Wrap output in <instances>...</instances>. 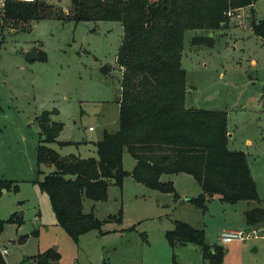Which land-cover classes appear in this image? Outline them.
Returning a JSON list of instances; mask_svg holds the SVG:
<instances>
[{
  "label": "rangeland",
  "instance_id": "1",
  "mask_svg": "<svg viewBox=\"0 0 264 264\" xmlns=\"http://www.w3.org/2000/svg\"><path fill=\"white\" fill-rule=\"evenodd\" d=\"M40 3L36 19L0 17V181L11 183L0 188V249L8 251L4 262L36 264L34 255L53 249L59 254L57 264H209L195 244L169 243L166 232L179 220L204 228L207 242L223 247L222 264H264L263 234L220 240L224 231L246 227L242 204L215 195L205 209L198 208L186 197L196 198L203 189L187 173L162 176L172 181L178 197L150 188L132 176L135 159L128 151L124 166L130 174L123 186L112 183L104 201L84 197V211L96 215L101 230L75 241L57 223L38 185L54 170L36 160L42 139L38 116L56 111L51 119L63 124L61 138L71 140L47 143L59 154L97 157L96 143L104 132L119 129L122 73L116 56L124 32L119 22L73 21L71 0ZM263 17L264 0H258L251 10L231 15L227 26L188 29L181 58L187 105L227 112L228 147L246 152L262 206L264 37L253 27ZM199 36L211 43H195ZM27 50L39 58L27 60ZM104 66L111 67L108 74ZM258 227L264 230V223Z\"/></svg>",
  "mask_w": 264,
  "mask_h": 264
},
{
  "label": "trees",
  "instance_id": "2",
  "mask_svg": "<svg viewBox=\"0 0 264 264\" xmlns=\"http://www.w3.org/2000/svg\"><path fill=\"white\" fill-rule=\"evenodd\" d=\"M256 1L71 0L69 18L73 21H114L124 31L116 56L123 69L119 129L104 132L96 143L97 157L59 154L47 143H70L57 141L63 124L51 119L53 109L43 110L38 116L42 139L36 160L38 164L54 166L38 185L47 194L57 223L73 240L101 230L102 222L93 212L84 211L83 200L87 197L104 201L112 183L123 186L124 178L130 174L124 166L125 151L135 159L132 176L148 187L173 192L178 197L172 181H163L162 176L191 174L203 189L198 197L189 199L198 208L205 209L206 200L216 194L229 203L250 201L253 206L246 212L247 224L264 223V206L247 155L228 147L227 112L186 106L187 76L181 63L186 30L227 26L231 20L228 12L236 13ZM39 3H5L0 17L36 19L42 6ZM253 28L264 37V17ZM210 40L194 38L195 43H211ZM110 71V66L103 67L105 74ZM262 103L264 107V90ZM10 184L0 181V188ZM166 237L173 246L177 242L199 246L210 264L223 262V247L209 245L205 229L177 220ZM33 259L36 264H57L59 254L47 249ZM0 263H4L1 255ZM173 264L179 263L174 260Z\"/></svg>",
  "mask_w": 264,
  "mask_h": 264
},
{
  "label": "built area",
  "instance_id": "3",
  "mask_svg": "<svg viewBox=\"0 0 264 264\" xmlns=\"http://www.w3.org/2000/svg\"><path fill=\"white\" fill-rule=\"evenodd\" d=\"M44 0H0V7L3 6L5 3H14V2H21V3H36V2H41ZM229 15H233L234 12L230 11L228 12ZM263 234L264 236V230L259 228L258 226H249L246 228H241L237 230H230V231H224L220 235V240L223 243H229L235 239H248L251 237H257L258 235ZM8 251L6 248H1L0 249V255L3 256L2 258L5 259ZM4 264H8V262H4Z\"/></svg>",
  "mask_w": 264,
  "mask_h": 264
},
{
  "label": "crops",
  "instance_id": "4",
  "mask_svg": "<svg viewBox=\"0 0 264 264\" xmlns=\"http://www.w3.org/2000/svg\"><path fill=\"white\" fill-rule=\"evenodd\" d=\"M253 8V6H250V7H247V8H245V9H248V10H251ZM236 14V13H235ZM121 26V28L123 29V27H122V25H120ZM124 32V31H123ZM42 48V47H41ZM116 62H117V57H116ZM121 69V73H123V69L122 68H120ZM190 92V91H189ZM187 97L188 96H186V106L187 107H194V106H188L187 105V101H188V99H187ZM119 108H120V104H119ZM58 121V120H57ZM62 132H63V128H62V130H61V132L59 133V135H58V137H57V140H64V141H71V140H67V139H62L61 138V134H62ZM229 137H231V134H230V131H229ZM75 142V141H74ZM245 152V151H244ZM246 153V152H245ZM81 157V156H80ZM173 175H176V174H173ZM217 195V194H216ZM215 196V195H214ZM217 196H219V195H217ZM220 197V196H219ZM186 198H191V197H189V196H187ZM242 204V205H239V206H241L242 207V210H243V212H244V214H245V220H246V212H247V210H249L252 206H253V204L250 202V201H239V202H237V204ZM239 224H241V222H239ZM246 227H249V225L247 224V222H246ZM245 227V228H246ZM202 229V228H201ZM204 229V228H203ZM206 231V230H205ZM206 239H207V235H206ZM186 244H188V243H186ZM191 244H193V243H191ZM209 245H211L210 243H208ZM184 245V244H183ZM214 245H219V244H214ZM214 245H211V246H214ZM197 246V245H196ZM199 247V246H198ZM212 251V250H211ZM202 256H203V254H202ZM203 259H204V257H203ZM205 261V260H204ZM208 262V261H207ZM210 264V263H209Z\"/></svg>",
  "mask_w": 264,
  "mask_h": 264
},
{
  "label": "water",
  "instance_id": "5",
  "mask_svg": "<svg viewBox=\"0 0 264 264\" xmlns=\"http://www.w3.org/2000/svg\"><path fill=\"white\" fill-rule=\"evenodd\" d=\"M25 58L27 59V60H29V61H32V60H34L35 59V57H36V54H35V52L34 51H32V50H27L26 52H25ZM187 200H189V198H187ZM20 214V213H19Z\"/></svg>",
  "mask_w": 264,
  "mask_h": 264
}]
</instances>
